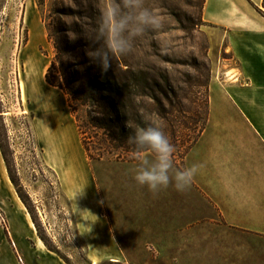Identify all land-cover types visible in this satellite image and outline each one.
<instances>
[{"label": "rangeland", "instance_id": "obj_1", "mask_svg": "<svg viewBox=\"0 0 264 264\" xmlns=\"http://www.w3.org/2000/svg\"><path fill=\"white\" fill-rule=\"evenodd\" d=\"M204 2L144 0L161 26L136 37L131 50L114 56L110 65L128 83L121 119L112 128L131 136L137 128L158 127L174 147L172 160L179 163L205 125L211 81L224 80L228 65L236 66L225 43H212L209 33L220 31L204 21ZM108 3L0 0V160L8 177L9 164L16 200L25 206L17 200L13 220L1 212L0 225L33 237L34 248L36 236L46 242V249L24 263L15 253L20 264H155L153 248L87 246L109 220L122 227L134 209L157 208L156 193L148 197L147 187L125 179L132 175L125 165L138 161L135 146L128 144L133 152L126 150L112 142L107 130L92 128L87 107H79L77 123L67 95L44 80L56 39H66L69 49L82 45L76 59L96 61L89 53L99 47L93 38ZM74 57L66 59L73 64ZM132 72L142 77L134 79Z\"/></svg>", "mask_w": 264, "mask_h": 264}, {"label": "crops", "instance_id": "obj_2", "mask_svg": "<svg viewBox=\"0 0 264 264\" xmlns=\"http://www.w3.org/2000/svg\"><path fill=\"white\" fill-rule=\"evenodd\" d=\"M202 15L220 31L209 33L212 43H225L236 66L211 81L205 125L182 161L172 160L174 170L197 173L183 192L161 189L157 208L134 209L122 227L109 220L88 247L153 248L155 264H264L263 0H205ZM138 165H125L132 173L125 179L134 183ZM0 173V213L13 220L19 205L1 160ZM10 227L0 225V264H20L15 253L24 263L36 255V240L34 248L33 237Z\"/></svg>", "mask_w": 264, "mask_h": 264}, {"label": "clouds", "instance_id": "obj_3", "mask_svg": "<svg viewBox=\"0 0 264 264\" xmlns=\"http://www.w3.org/2000/svg\"><path fill=\"white\" fill-rule=\"evenodd\" d=\"M160 26L161 19L144 6V0H109L93 38L99 47L89 55L107 71L112 58L128 53L136 37ZM128 143L135 146V157L139 161L133 177L138 185L153 193L170 184L179 192L190 187L198 169L195 166L183 171L173 169L174 147L158 127L137 128ZM149 151L154 159L146 155Z\"/></svg>", "mask_w": 264, "mask_h": 264}, {"label": "trees", "instance_id": "obj_4", "mask_svg": "<svg viewBox=\"0 0 264 264\" xmlns=\"http://www.w3.org/2000/svg\"><path fill=\"white\" fill-rule=\"evenodd\" d=\"M53 46L55 48V55L44 75L45 82L52 87L62 90L67 95L71 113L77 123H80L79 114L77 113L79 107H87L88 109L86 112L92 128L107 130V132L110 133L108 134L111 136L110 139L112 142L118 143L117 146H124L126 150H129V148L132 149V147L128 145L129 135L124 134V132L118 134L117 131L112 128L114 120L121 119L120 114L123 112L122 110L124 107L122 100L128 92V83L126 82L127 79H125L126 76L123 75L124 78H119L118 74L113 71L111 67L105 71L102 65L98 64L96 61H85L82 58L76 59L78 57L77 51L82 45L81 47L77 46L69 49L68 41L63 38L54 40ZM70 54L75 56V63L73 64L69 63L66 59V56ZM127 73L130 74L129 72ZM138 74L141 76L142 72ZM138 74L134 72L131 73L134 79L135 77H140ZM136 85L135 83V86ZM77 128L82 135L81 125L78 124ZM195 140L196 139H194V141ZM81 144L86 154L89 155V148L86 146V142L81 140ZM129 151L133 152L132 150ZM2 155L5 159L6 157L3 152ZM121 158L124 157L122 156ZM130 159L134 160L133 158ZM6 167L10 181L13 185H16L7 162ZM43 242L46 244L44 239Z\"/></svg>", "mask_w": 264, "mask_h": 264}, {"label": "bare ground", "instance_id": "obj_5", "mask_svg": "<svg viewBox=\"0 0 264 264\" xmlns=\"http://www.w3.org/2000/svg\"><path fill=\"white\" fill-rule=\"evenodd\" d=\"M31 77H32V76H31ZM39 94H41V93H39ZM46 97H47V96H46ZM7 181L12 185V183H11V181L9 180V177H8V176H7ZM11 187H12V186H11ZM17 200H18V202H19L20 207L23 208V209L25 210V206H24L23 203L19 200L18 197H17ZM16 202H17V201H16ZM26 217H27L28 223H29V225L31 226V228L35 230V226H34L33 222L31 221V219H30L28 213H26ZM36 243H37V246H38V248H39L40 250H44V249H46L45 244L43 243V241H42L38 236H36ZM92 264H95V263L93 262Z\"/></svg>", "mask_w": 264, "mask_h": 264}]
</instances>
